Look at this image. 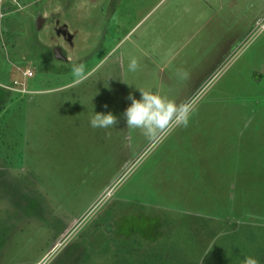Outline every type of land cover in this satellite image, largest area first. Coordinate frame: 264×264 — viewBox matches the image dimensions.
Listing matches in <instances>:
<instances>
[{
    "label": "rangeland",
    "instance_id": "rangeland-1",
    "mask_svg": "<svg viewBox=\"0 0 264 264\" xmlns=\"http://www.w3.org/2000/svg\"><path fill=\"white\" fill-rule=\"evenodd\" d=\"M138 89L187 126L127 128ZM248 256L264 264V0L1 3L0 264Z\"/></svg>",
    "mask_w": 264,
    "mask_h": 264
},
{
    "label": "clouds",
    "instance_id": "clouds-1",
    "mask_svg": "<svg viewBox=\"0 0 264 264\" xmlns=\"http://www.w3.org/2000/svg\"><path fill=\"white\" fill-rule=\"evenodd\" d=\"M136 69L137 60L132 58L128 63V70L134 72ZM72 72L77 77L76 83L90 75V73L85 74L82 64L73 66ZM139 92V99L135 98L132 93H129L126 98L130 101V104L124 110L122 116L127 128L140 129L147 139L154 140L163 132L170 131L176 126H187L190 114L188 107L177 105L151 91L139 90ZM116 122L117 118L112 113L101 114L94 113V111L89 121L90 126L94 129L113 127ZM244 264H258V261L248 256L245 257Z\"/></svg>",
    "mask_w": 264,
    "mask_h": 264
},
{
    "label": "built area",
    "instance_id": "built-area-1",
    "mask_svg": "<svg viewBox=\"0 0 264 264\" xmlns=\"http://www.w3.org/2000/svg\"><path fill=\"white\" fill-rule=\"evenodd\" d=\"M15 0H0V4L3 2H11L13 3ZM23 76H30V74H28L27 72L23 73Z\"/></svg>",
    "mask_w": 264,
    "mask_h": 264
},
{
    "label": "water",
    "instance_id": "water-1",
    "mask_svg": "<svg viewBox=\"0 0 264 264\" xmlns=\"http://www.w3.org/2000/svg\"><path fill=\"white\" fill-rule=\"evenodd\" d=\"M40 23H41V20L38 19V20L36 21V26H37L38 28L40 27Z\"/></svg>",
    "mask_w": 264,
    "mask_h": 264
}]
</instances>
